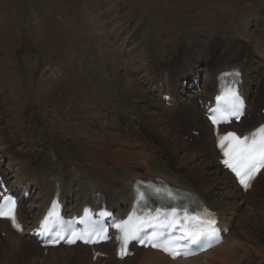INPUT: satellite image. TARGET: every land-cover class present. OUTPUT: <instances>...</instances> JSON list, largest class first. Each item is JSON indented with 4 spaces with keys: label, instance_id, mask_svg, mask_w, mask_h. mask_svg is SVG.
Returning <instances> with one entry per match:
<instances>
[{
    "label": "bare ground",
    "instance_id": "6f19581e",
    "mask_svg": "<svg viewBox=\"0 0 264 264\" xmlns=\"http://www.w3.org/2000/svg\"><path fill=\"white\" fill-rule=\"evenodd\" d=\"M262 10H264V7H262ZM133 18L136 20L135 25H132L135 39L131 38L134 45H136L132 51L125 48L120 50V56L124 57L125 60L124 68L128 66L129 62L132 63L133 59L140 58L139 55L132 56L133 53L142 47H146L148 44L147 40L154 33V31H151L152 27L149 26L150 24H147L138 14L131 16L128 27L131 26ZM257 22L262 23L264 26V18L257 19ZM141 25L148 26H145L139 34ZM156 31L161 32L157 29ZM218 32L203 29L197 34L189 35L186 39L187 45L181 49L178 47L177 40H174L175 42L166 57L163 56L166 49L164 51L160 50L163 54L159 53L158 56H161V58L157 54L155 57H148V65L152 63L155 70L152 66L143 68L144 65H142L141 68L143 69L141 70L140 68L138 69L139 72H137H146L148 79L152 80L150 95L157 94L159 99L155 100L148 94L147 96L151 100L145 101L146 97L140 95V98H138L144 106L137 107L133 105L138 103L134 102V97H137L136 95L141 91H137L133 80L128 77L127 73L128 76L113 67L114 62L116 64V60L113 61V64L108 60L110 56L116 58V53L108 49L107 44L103 48L99 46L100 50L108 52L103 53V51H100V53L97 50L98 57L102 61L104 73L114 75L112 79L107 77L109 82L119 88V92L129 100L128 103H131L137 112L143 113L153 110L157 113L151 112L147 114L145 120L152 125L154 132L156 128H159L160 140L151 130L148 129V131L159 140L161 146H157L154 144L155 142L153 143L152 140H149L148 134V139L144 136L139 143L135 144L136 147H129L124 144L109 147L98 143L97 139H95L96 137H85V135L90 133L96 136V133L89 128H83V132L87 134L73 137L68 134L69 139L66 141H57L46 137L42 141L40 140L41 142L34 152L31 149H17L21 155L18 158L11 157L12 155L9 154V150L11 152L9 148H13L14 144L0 148L6 149L0 150V158L2 160L4 158L10 160V170L15 174L13 175L15 182L9 186L13 190L25 186L34 187L30 198L22 196V204L18 211L25 231L22 234H18L10 228L8 222L0 221V232H3L5 236V238L0 239L1 248H3V250L0 249V253L6 256L5 260H8L7 263L13 264L15 262L13 259L15 258L17 261L20 258L23 264L246 263L247 258H243L240 253L248 252V248L252 246L251 243L259 240L249 231L248 227L252 231L255 229L258 233L261 232L259 225L260 215H264V212L260 210L264 211V205L261 203L262 207H258L257 204L253 207L254 205L249 202L247 196L237 186L234 177L222 168L220 156L215 147L212 126L203 116L200 107L195 102L193 104L192 101L182 104L178 97L187 89L184 82L190 80L193 83V87L196 88L191 95V100L199 98L207 102L218 93L219 76L226 70L239 67L243 73L242 87L248 100L247 102L249 103L251 97H254L246 119L241 122L242 124L246 123L243 126H239V130H251L264 122L263 113L258 114L256 121L252 119L256 98L259 95L264 97V42L260 41L254 48H251L248 43L243 42L240 30L234 32L232 37L226 38L227 40ZM202 36L207 37L206 43L202 41ZM249 43L253 44L250 39ZM258 59H260L261 64L257 61ZM117 65L118 63L115 66ZM134 68H137V66H134ZM199 73L205 75V85L197 86L196 78H198L197 75ZM2 94L4 96V87L0 84V95ZM167 96H170L172 101L180 102L182 104L180 109L166 106L165 97ZM7 100L6 97L0 99L1 121L7 122V127L5 125L2 127L4 132L0 131L2 135L0 136V141L5 138L13 140L17 144L9 129L12 120L9 118V121L7 118L11 115L12 109L5 106ZM8 101L10 102V100ZM178 110L184 113V117L188 122H191L203 132L202 135L208 148L203 143L193 145L184 141L183 135L178 134L169 125V117ZM100 114L103 116L104 121L100 120V122L95 124L99 126V129H102L109 122L104 118L103 111ZM135 121L140 123L139 120ZM55 125H53V129L49 130L50 133L52 131L57 132V130L64 132L63 121H55ZM131 125L135 126L134 124ZM132 130L136 133L139 132L136 127ZM71 131L73 132V130ZM189 134L187 131L184 135ZM115 137L123 139L121 135H115ZM170 151H172L174 158L171 164H169L167 158L170 155ZM2 160L0 161L2 162ZM263 174L264 170L254 185L259 183ZM0 176L5 181L10 182V175L2 168L1 164ZM148 176L160 177L173 186L187 189L203 197L214 210L218 211L222 225L230 229L224 242L216 248L190 259L171 260L160 252L150 249H137L134 257L119 262L115 257L116 247L114 243L103 244L99 247L101 251L109 254V258L98 257L97 260H94V254L90 247L82 245L74 247L60 246L45 251L35 239L28 236L35 226L40 224L58 193L61 194V203L66 204L64 209L70 216L82 214L86 208H96L99 211L107 210L116 216H128L133 207L132 185L137 179ZM194 178H198L199 184L194 182ZM27 192L28 188H25L24 195ZM97 193H102L106 196L101 201V205H95L98 199L94 196ZM27 202H30L28 208L23 207V204ZM248 208L249 212L247 213ZM263 215H261L262 218H264ZM4 241L6 246L2 243ZM243 241H246L248 245Z\"/></svg>",
    "mask_w": 264,
    "mask_h": 264
},
{
    "label": "rangeland",
    "instance_id": "374dc122",
    "mask_svg": "<svg viewBox=\"0 0 264 264\" xmlns=\"http://www.w3.org/2000/svg\"><path fill=\"white\" fill-rule=\"evenodd\" d=\"M262 7L264 0H0V84L4 87V96L0 95V99L6 97L10 100L5 104L12 109L7 120H12L9 129L17 143L4 138L0 141V148L14 144L13 148H9V154L18 158L21 155L17 149H31L34 152L46 137L66 141L69 139L68 134L71 137L87 134L83 128L96 133V136L90 133L85 137H96L98 143L109 147L120 144L136 147L135 144L141 138L145 136L148 139V134L149 140L161 146L159 128L154 132L152 125L145 120L147 114L154 111L141 113L134 108L143 105L140 95L146 97L145 101L151 100L147 95H150L152 80L148 79L146 72L138 73V69L142 65L143 68L153 67L152 63L148 65V57L158 56L159 53L162 55L160 50L165 49L163 56L166 57L174 40H177L181 49L187 45L189 35L203 29L219 31L225 39L240 30L243 42L254 48L258 42H264V26L257 22V19L264 18ZM137 14L150 24L154 33L147 40L146 47L133 53L132 56L139 55L140 58L133 59L124 68L125 60L120 56V50H134L136 44L133 43L132 25H135L136 20H131L130 27L128 22L132 15ZM145 26L148 25L140 26L139 34ZM201 38L207 42V37ZM249 39L253 44L249 43ZM106 44L108 49L116 53V58L108 57L112 64L115 60L118 63L115 66L114 62L113 67L122 74H128L137 91H141L134 97V102H138L134 106L107 79H112L114 75L103 71L98 52H107L99 48ZM257 61L261 64L260 59ZM200 79L204 84L205 79ZM189 90L180 96L181 100H186ZM150 96L158 100V95ZM256 100L255 111L260 112L264 97L259 95ZM102 111L109 123L99 129L95 123L104 121L100 114ZM1 114L0 131L4 132L2 127H7V122L1 121ZM183 114L178 111L175 116H170L169 124L176 125V121H183L200 132L197 126L184 120ZM55 121L64 122V132H49ZM135 127L139 129L138 133L132 130ZM115 135H121L123 139ZM170 155L167 156L169 164L174 159L172 151ZM0 164L9 173L10 181L15 180V174L10 170V160L4 158ZM194 179L199 184L198 178ZM247 199L253 207L256 204L258 207L264 205V176L255 190L247 195ZM24 206L28 207V203ZM261 215L260 233L248 227L259 240L251 243L248 252L240 253L243 258H247L245 264H264V218ZM2 243L6 246L5 241ZM1 247L0 244L3 250ZM5 259L6 256L0 253V264L10 263ZM13 261V264H23L20 258Z\"/></svg>",
    "mask_w": 264,
    "mask_h": 264
},
{
    "label": "snow or ice",
    "instance_id": "6c2138e0",
    "mask_svg": "<svg viewBox=\"0 0 264 264\" xmlns=\"http://www.w3.org/2000/svg\"><path fill=\"white\" fill-rule=\"evenodd\" d=\"M234 77V86L228 91V103L230 116H237L241 112L242 98L239 95L236 85L239 83L240 72L234 70L230 73ZM213 124L218 121L213 116ZM225 142H228L229 147L224 150V156L228 157L223 163L238 177L239 183L245 190L251 187V181L255 178L260 168L264 167V126H261L255 132L250 135L239 137L234 133H228L227 135L219 138V146L221 149H225ZM156 194H159V189L154 190ZM141 201L146 203L147 194L138 193ZM168 198H173V193L166 194ZM16 204L14 200H10L4 207H0V218H7L11 220L13 226L18 230L20 229L15 215ZM173 213L175 209L172 210ZM133 217L129 218V221L123 225H115L121 232V249L120 256L123 257L128 254L127 244L131 240H137L141 243L144 242L141 237V232L144 227H171L175 220L170 218L167 214L162 215L159 210L156 211L154 216L137 218L133 222ZM215 221L209 220L206 223L193 228L182 227L179 235L173 234L171 236L160 238L157 242H152L151 246L154 248H160L162 251L168 253L172 259H176L180 256L195 255L199 251L206 250L212 247L214 244L221 242L222 237L215 228ZM104 229H93L88 234H80L76 231H70L64 235H58L57 238H49L46 244L57 245L61 241L66 244L73 245L78 241L84 244H96L107 239V235L104 234ZM155 237L157 233H152ZM191 245H197L193 248Z\"/></svg>",
    "mask_w": 264,
    "mask_h": 264
}]
</instances>
